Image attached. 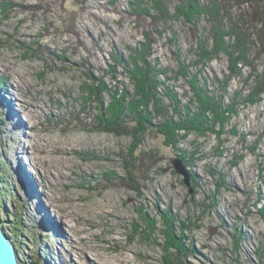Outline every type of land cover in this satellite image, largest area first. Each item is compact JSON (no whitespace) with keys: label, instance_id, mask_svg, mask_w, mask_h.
Masks as SVG:
<instances>
[{"label":"rangeland","instance_id":"374dc122","mask_svg":"<svg viewBox=\"0 0 264 264\" xmlns=\"http://www.w3.org/2000/svg\"><path fill=\"white\" fill-rule=\"evenodd\" d=\"M129 1L0 0V178L6 179L0 190H7L0 194V225L19 241L21 264H101L98 257L117 264H264V93L232 116L227 131L236 127V135L181 132L184 140L173 147L151 128L139 140V134L100 130L96 118H109L112 96L131 95L137 87L128 63L144 43L146 24L129 13ZM169 25L147 57L156 64L163 102H171L167 89L184 114L192 92L171 70L178 66L176 51L195 62L188 51L201 38L189 25ZM263 65L264 56L258 72ZM228 66L221 55L187 65V72L219 93L216 80ZM242 71L249 74L248 67ZM241 87L234 77L224 103ZM4 94L13 99L20 122L29 115L23 125H10L13 106L5 111ZM172 101L168 113L174 119ZM141 113L147 116L145 109ZM155 119L164 120L154 117L152 125ZM127 123L136 126L137 115ZM21 157L32 159L33 192L17 167H24ZM176 159L187 181L174 167ZM132 166L139 174L135 189L126 180L134 175ZM37 189L46 201L41 210L33 203ZM47 213L64 228L62 236L50 228L54 223L45 228L39 220L46 222ZM20 218L22 239L14 231Z\"/></svg>","mask_w":264,"mask_h":264},{"label":"trees","instance_id":"16d2710c","mask_svg":"<svg viewBox=\"0 0 264 264\" xmlns=\"http://www.w3.org/2000/svg\"><path fill=\"white\" fill-rule=\"evenodd\" d=\"M252 1L256 2L250 8L251 6L248 5L251 4V0H203L202 2L199 0H130L129 13L136 17L137 22L142 23L144 21L146 24L143 30L144 43H141L138 49L133 50L128 63L133 67L130 72L137 87L131 95L112 96L109 118L106 119L104 116L96 118L99 126L103 124L100 130H107L120 135L135 136L139 134L137 137L139 140L145 131L151 128L150 130H155L163 135L165 145H172L173 147L174 144L184 140V137H180L181 132H193L199 136L206 134L221 135L222 133L236 135L238 133L236 127L227 131L232 116L237 114L240 108L258 103L264 93V65L261 66V73L257 71L260 59L264 56V0ZM245 4L248 9H245ZM236 6L238 9L233 13L231 10ZM233 16L236 19H233ZM172 21H179L191 26L192 29L195 28L197 31L196 38H201L196 39L188 51L197 56L195 62L181 60L179 52L176 51L175 57L178 66L175 70H171L173 78H184L192 92L191 98H189L190 104L184 106L186 107L184 114L178 108L180 100L176 98L175 94L167 92V89L165 96H168L171 102L169 105L163 102L157 88L161 82H154V73H158L155 69L156 64H152L147 57L152 44L157 41L158 36H161L171 26L169 23ZM200 23H204L201 32L198 29ZM226 35H229L230 39L225 41ZM174 37L175 33L171 35L169 41L174 43ZM232 37H235L234 40ZM221 55H226L229 66L227 75H224L222 80H216L218 88H220L218 93V91L207 90L205 84L200 85L196 75L188 74L187 65H204L213 59L220 58ZM138 62L142 65L138 66ZM245 67L249 69V74L246 76L243 75L242 71ZM163 72H169V69L166 68ZM152 75L153 80L151 79ZM234 77L242 81V87L235 90L231 99L224 103L223 97ZM149 80H151V84ZM128 95L132 99L126 104ZM172 100L177 104L175 111L178 116L174 119L168 113V107L173 106ZM150 103H152V109L148 107ZM192 103L194 109L191 108ZM142 109H145L147 116L141 113ZM130 113L132 114L130 115ZM135 115H137V125L127 127V121H131ZM158 116H162L164 120L157 121L155 119V124L152 125L151 122L154 117ZM118 121L122 122L119 123ZM262 135L264 136V132L260 136ZM241 136L242 139L245 138L244 134ZM192 155L195 156V152ZM182 160L188 165V158ZM130 172L134 175L126 178V180L135 184V189L140 183L139 174H137V168L134 167L131 168ZM2 179L3 181L6 180L3 176L0 178V184ZM0 194H7V190H0ZM0 204L4 206V202ZM22 227L24 225L20 218L16 221L14 230L19 235H16L18 239H22ZM13 239L18 248L19 241ZM35 255L38 259V255ZM34 264H38V261H35Z\"/></svg>","mask_w":264,"mask_h":264},{"label":"bare ground","instance_id":"6f19581e","mask_svg":"<svg viewBox=\"0 0 264 264\" xmlns=\"http://www.w3.org/2000/svg\"><path fill=\"white\" fill-rule=\"evenodd\" d=\"M18 78V77H17ZM20 83H21V81H19L18 79H15V81H14V84H13V87H15L17 90H19L20 89V87H21V85H20ZM6 93H8V92H6ZM13 94V93H12ZM4 97H5V102L4 101H2L3 103H4V107H5V111H6V106L7 107H9L10 105H11V107L13 106V99H11V96L9 95V94H4ZM18 110V109H17ZM7 112V111H6ZM17 112L18 111H16V107L14 108V106H13V108H12V110H9V112L7 113V116H9V118H8V120H9V122H10V125H12V124H17L18 126H20V125H23L22 124V121H24V119L26 120V119H29L30 117H29V115H26V117H23V119H22V117H21V122H20V120H18V118H17V116H18V114H17ZM20 117V116H19ZM20 119V118H19ZM20 123V124H19ZM24 123V122H23ZM30 147H32L31 145H29ZM35 162H36V159H35ZM23 163V165H24V167H22L21 165H20V162H19V164H18V169H19V171L20 172H22L21 173V176L23 177V179H25L24 178V176H26L27 177V183H26V185L28 186V189H30L29 191H32V190H34V188L36 189V187H35V182H34V179L32 180V175H33V171H34V168L32 167V166H29L28 167V165H32V159H30L29 157H26V158H23V161H22V157H21V164ZM25 168V169H24ZM28 168H29V170H28ZM28 175H29V177H28ZM30 176H31V179H30ZM33 192V191H32ZM34 193H36V192H34ZM33 193V194H34ZM35 197H36V201H34L33 203H34V205L37 207H35L36 208V210L38 209V210H41V209H39V208H42V207H44V203L46 202L45 201V199L44 198H42V196L40 195V194H38V189H37V194L36 195H34ZM39 199V200H38ZM41 213V212H40ZM39 213V214H40ZM45 216V219H46V222H47V225H45L46 224V222H45V220L41 217V218H39V220L44 224V227L45 226H49L48 224H52L53 225V223H54V225L52 226V227H50L51 229H56L55 230V234L57 235V237H59V236H62V235H60L61 233H60V229H62V227L61 226H59L60 225V223H59V225H58V220H56L54 217H52V215L50 214V213H47L46 215H44ZM56 227V228H55ZM46 228V227H45ZM63 231H64V228L62 229ZM67 230H70L69 228L67 229ZM47 231H49V230H47ZM55 240H56V237H55ZM57 240H58V238H57ZM95 254V253H94ZM97 256V255H96ZM98 257V256H97ZM100 259V260H99ZM97 260L98 261H101V264H117V263H115V262H111L110 260H102V258H100V257H98L97 258ZM57 264H59L58 262H57Z\"/></svg>","mask_w":264,"mask_h":264},{"label":"water","instance_id":"95a60500","mask_svg":"<svg viewBox=\"0 0 264 264\" xmlns=\"http://www.w3.org/2000/svg\"><path fill=\"white\" fill-rule=\"evenodd\" d=\"M174 167L177 172L188 178V173L183 167L180 159L174 161ZM0 264H21V259L18 255V250L14 239L0 225Z\"/></svg>","mask_w":264,"mask_h":264}]
</instances>
